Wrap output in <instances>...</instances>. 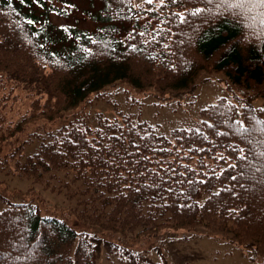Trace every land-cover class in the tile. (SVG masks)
I'll return each instance as SVG.
<instances>
[{"label": "trees", "instance_id": "trees-1", "mask_svg": "<svg viewBox=\"0 0 264 264\" xmlns=\"http://www.w3.org/2000/svg\"><path fill=\"white\" fill-rule=\"evenodd\" d=\"M49 1L0 0V170L13 165L45 186L69 181L71 199L82 198L85 208L78 217L103 231L134 239L172 228L203 232L249 249L251 260L264 264V171L238 159L239 149L264 153V106L247 104L249 96L264 98L257 12L207 0H155L141 8L102 0L85 28L54 22L52 13L69 10ZM197 7L210 11L188 14ZM214 72L225 74L228 87L252 93L237 96L242 106L223 96L202 108L199 128H176L168 137L127 114L98 112L84 127L74 119L120 83L168 101L193 95ZM235 121L256 130L242 136ZM25 133L32 138L19 143ZM35 138L39 145L24 154ZM254 163L262 166L264 158ZM0 213V264H97L98 245L87 230L44 215L33 202Z\"/></svg>", "mask_w": 264, "mask_h": 264}, {"label": "rangeland", "instance_id": "rangeland-1", "mask_svg": "<svg viewBox=\"0 0 264 264\" xmlns=\"http://www.w3.org/2000/svg\"><path fill=\"white\" fill-rule=\"evenodd\" d=\"M49 3L69 10L67 16L52 13L51 19L54 22L79 24L85 28L93 26L87 14L94 15L104 7L102 0H55ZM49 3L45 2L44 5L49 6ZM145 3L146 0H133L135 8H141ZM250 93L249 90L242 93L238 88L228 87L223 72H214L193 95L168 101L158 99L152 89L140 91L130 84L120 83L115 88H109L102 99L78 108L74 119L84 127L95 124L98 112L107 117L127 114L135 123L148 122L157 133L171 137L176 128L201 127L202 108L220 97L224 96L242 106L237 96L245 99ZM247 101V104L255 107L264 106V98L260 96H249ZM49 125H45L46 128L54 130ZM27 133L20 135L17 139L19 143L32 138ZM42 137L43 140L48 139L46 134ZM39 143L40 139L35 138L21 150L24 154L31 153L32 148L35 149ZM69 193L71 183L65 179H52L45 186L22 176L14 170L13 165L7 170H0V210L12 203L33 202L44 215L65 220L79 231L87 230L89 237L98 245L97 264H261L260 258L251 260L252 252L249 249L203 232L193 233L187 229L172 228L161 230L157 236L149 239H134L120 233L103 231L91 225L88 220L78 217L77 214L85 210L84 205L79 203L82 198L77 196L71 199Z\"/></svg>", "mask_w": 264, "mask_h": 264}, {"label": "snow or ice", "instance_id": "snow-or-ice-1", "mask_svg": "<svg viewBox=\"0 0 264 264\" xmlns=\"http://www.w3.org/2000/svg\"><path fill=\"white\" fill-rule=\"evenodd\" d=\"M26 2V0H21V3ZM37 3L40 2V0H36ZM171 2L175 3L176 0H171ZM146 3L148 5H152L154 3V0H146ZM159 3L161 5H164L166 3V0H159ZM213 3H217V5H223L229 8H235V9H239L242 12H252V11H256L257 12V16L261 17L260 22L264 23V0H207V4L211 5ZM206 10L210 11V9L206 8H195L193 11L189 12V15H198V14H202L204 13ZM174 15H176L181 22H184V20L186 19L183 13H175ZM255 19V17H254ZM29 24L34 23L33 21L29 20L28 21ZM141 36L144 35V33H140ZM236 125L239 126V128L241 129L240 134L243 136L246 133H250L252 131H255L256 129L253 128H247L245 127L241 121H235ZM252 150L249 149V152H251ZM239 152L242 153V155L238 156V159L242 160V161H246L248 166L254 167L255 171L257 172H262L264 171V165L262 166H256L254 163V159H261L264 158V153L261 154H255L253 153V156L250 157L248 154L245 153L244 149H239ZM223 158V157H222ZM230 168L235 169L237 167V165L235 164H230L229 165ZM240 175H244L243 172L240 173ZM231 179L236 180L237 176H232ZM243 186V185H241ZM0 216H3V213H0ZM62 223V222H61Z\"/></svg>", "mask_w": 264, "mask_h": 264}]
</instances>
